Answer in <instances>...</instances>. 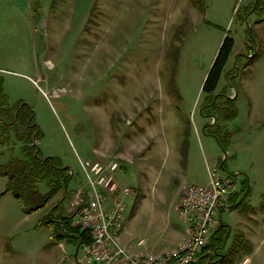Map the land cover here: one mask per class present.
Masks as SVG:
<instances>
[{"label": "rangeland", "instance_id": "obj_1", "mask_svg": "<svg viewBox=\"0 0 264 264\" xmlns=\"http://www.w3.org/2000/svg\"><path fill=\"white\" fill-rule=\"evenodd\" d=\"M255 3L0 0V78L9 102L33 106L42 156L73 172L67 192L51 201L64 195L60 213L87 188L81 160H118L121 241L167 252L187 238L189 223L176 210L180 187L206 185L209 168H220L231 195L246 197L239 208L221 206L217 223L230 225L229 243L236 231L259 226L255 244L264 248V10ZM226 36L235 46L217 92L237 95L238 113L223 123L222 145L204 131L218 127L202 110L209 108L203 84ZM18 140L12 132L11 144H0V163L21 156ZM7 182L0 173V264H77L74 238L57 240L46 208L28 212L12 192L2 194ZM124 187L134 193L123 196ZM38 189L48 192V183Z\"/></svg>", "mask_w": 264, "mask_h": 264}, {"label": "trees", "instance_id": "obj_2", "mask_svg": "<svg viewBox=\"0 0 264 264\" xmlns=\"http://www.w3.org/2000/svg\"><path fill=\"white\" fill-rule=\"evenodd\" d=\"M255 1L254 9L264 10V0ZM234 46L235 40L232 36H226L222 40L203 84V91L207 94L205 103L209 107L207 111L215 116L214 125L218 127L217 130L211 131L205 126L204 131L216 136L222 145L223 140L220 133L223 131V123L233 119L238 113L236 98L228 97L225 92H217L226 65L233 54ZM12 132L21 143V156H11L7 163H0V173L8 179L6 190L2 194L12 192L28 212L46 208L49 213L47 223H55L58 228L59 232L54 233L57 240L72 236L76 246L79 241L81 244L92 242V236L88 230L75 226L66 211L59 212L64 195L61 199L51 203L60 191H63V194L67 192L68 181L72 176L71 170L69 167L59 165L53 156H42L38 142H35L41 135V130L35 122L33 106L23 100L10 104L3 80L0 78L1 145L11 144ZM43 181H46L49 186V191L46 193H41L38 189L39 183ZM245 195L237 201L236 195L232 194L231 207L242 206ZM261 208L264 210V202ZM244 209H248L246 212H253L255 208L244 206ZM230 234V225L218 223L209 242L199 253L197 261L192 264H232L236 259L233 258L234 256L241 258L251 252L252 244L243 232L236 231L229 243ZM220 254L223 256L220 257Z\"/></svg>", "mask_w": 264, "mask_h": 264}, {"label": "built area", "instance_id": "obj_3", "mask_svg": "<svg viewBox=\"0 0 264 264\" xmlns=\"http://www.w3.org/2000/svg\"><path fill=\"white\" fill-rule=\"evenodd\" d=\"M86 175L87 188L76 191L69 214L72 223L88 230L92 242L81 244L84 264H192L209 242L217 228L216 216L221 206L230 198L233 183L222 177L220 168H209L210 180L206 185L185 183L181 186L176 210L189 227L187 238L170 251L163 253L132 250L120 239L124 228L126 204L119 190L117 172L121 168L118 160H81ZM131 187H124L122 195L133 194ZM145 239L137 245L144 247ZM245 257L244 264L250 263Z\"/></svg>", "mask_w": 264, "mask_h": 264}, {"label": "crops", "instance_id": "obj_4", "mask_svg": "<svg viewBox=\"0 0 264 264\" xmlns=\"http://www.w3.org/2000/svg\"><path fill=\"white\" fill-rule=\"evenodd\" d=\"M231 98H237V95L234 96L233 94H230ZM202 113H208L207 110H202ZM214 118V117H213ZM180 190H181V187H180ZM180 190H179V196H180ZM231 200V196L229 198L228 201ZM227 201V202H228ZM231 205H228L226 207H230ZM225 207V208H226ZM253 207V206H251ZM254 208V207H253ZM261 209V208H260ZM256 209L253 210V212L255 211ZM250 218V217H249ZM264 221V219H263ZM262 221V222H263ZM260 222V223H262ZM244 223V222H242ZM264 223V222H263ZM245 226H247V224H244ZM248 227V226H247ZM248 229V228H247ZM259 229V226L257 228H254V229H250V233L249 234H246V237L247 239L250 241V243L252 244V249H251V252L246 254L243 258H242V261H241V264H244L243 263V260L245 257H250L251 258V263L250 264H264V248L262 247L261 244H259L258 246L255 244V237H256V232L257 230ZM243 230V229H242ZM185 240V239H184ZM184 242V241H183ZM180 244V243H179ZM178 244V245H179ZM131 248V247H130ZM133 248V247H132ZM131 248V249H132ZM173 249V248H172Z\"/></svg>", "mask_w": 264, "mask_h": 264}, {"label": "water", "instance_id": "obj_5", "mask_svg": "<svg viewBox=\"0 0 264 264\" xmlns=\"http://www.w3.org/2000/svg\"><path fill=\"white\" fill-rule=\"evenodd\" d=\"M212 117L215 118L214 115L210 114ZM37 143V141H35ZM80 246H81V241L78 242L77 246H76V251H75V258H76V263L77 264H84L82 261H80V259L78 258V252H79V249H80ZM212 256V254H211ZM223 254H220V257H222Z\"/></svg>", "mask_w": 264, "mask_h": 264}]
</instances>
